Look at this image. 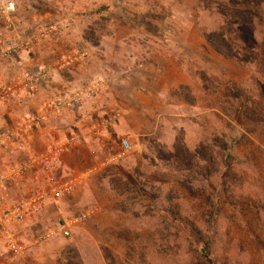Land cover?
Masks as SVG:
<instances>
[{
  "label": "rangeland",
  "instance_id": "rangeland-1",
  "mask_svg": "<svg viewBox=\"0 0 264 264\" xmlns=\"http://www.w3.org/2000/svg\"><path fill=\"white\" fill-rule=\"evenodd\" d=\"M14 1L16 27L34 36L35 46L3 64L2 73L8 81L46 67L50 80L40 91L48 102L63 93L53 84L76 80L73 65L88 67L95 58L137 78L151 69L157 76L175 72L168 63L175 58L178 70L187 66L195 82L173 90L172 100L161 103L156 134L143 140V153L130 133L136 128L132 123L106 117L111 123L122 120L121 134L107 140L110 147L101 157L117 154L119 164L133 163L131 174L145 178L135 181L138 187L123 181L118 168L108 167L99 176L112 177L116 191L80 190L84 161H92L88 146L81 147L82 165L72 162L74 169L68 165L65 172L78 183L73 197L54 199L60 212L46 207L39 220L16 224L10 235L0 232V264H264V0H245L255 14L252 33L263 44V56L228 45L226 51L237 59L220 55L203 35L204 28L219 22L216 0L207 1V13L201 0ZM64 61L69 68L58 70ZM90 76L84 82L93 80ZM28 97L24 114L21 110L9 120L2 112L0 122L31 114L39 102ZM94 101L43 125L42 132L52 124L66 125L55 126L54 136L28 133L26 144L41 152L68 137L72 127L88 128L96 119L76 115L92 109ZM71 116L77 117L75 123ZM139 118L131 117L134 123ZM34 137L40 146L32 143ZM123 139L131 150L121 148ZM37 187V179L26 175L3 197L10 203L25 199ZM71 217L69 238H49L52 231L61 235L59 225Z\"/></svg>",
  "mask_w": 264,
  "mask_h": 264
},
{
  "label": "crops",
  "instance_id": "crops-1",
  "mask_svg": "<svg viewBox=\"0 0 264 264\" xmlns=\"http://www.w3.org/2000/svg\"><path fill=\"white\" fill-rule=\"evenodd\" d=\"M197 49V47H191ZM185 52V51H183ZM83 58H79L77 63H80ZM93 63L88 67H80L76 65H73L72 68L75 69L77 77L76 80L70 81L66 78H63L64 81L61 83H55L52 85V87L55 90H58L63 93H69L72 91H91V96L87 97L81 104H84L86 101L89 100H96L100 98L99 101H94L95 104L91 108H85L82 109L76 116L77 117H83L86 118L88 121L89 118L96 119V122H93L88 126V128H84L83 125H77L76 127H72L70 129V135L77 134L80 137V143L74 147H71L60 159V175L62 181H70V182H77L76 180L71 178H67V174L65 173L66 170H68L67 166L73 168L72 162H74V165H77V163H83L84 160H82V153L80 152V148L83 146H88V153L92 155V161H84V165H86V172L80 173L79 178V185L80 190H87L88 191H95V189H98V191H116L115 188L112 186L111 178L112 177H106V178H100V174L104 173L106 168L108 167H115L118 168V170L121 172V179L123 181L132 182V184L136 187H138L136 180H139L140 177H134L133 174H131L130 170L132 171L133 163L129 165V167H126L124 164L121 165L119 160V155L117 154H111L108 155L106 159H103L101 157L102 151L104 152V148L110 147V144L107 143V140L110 139L113 135L118 136L120 131L118 132V129L120 128V123L122 124V120L126 122L127 125H130L132 123L133 131H131V135L138 137V144H137V151L140 153H143L144 147L142 144H145L143 140L147 138H152L155 136L157 128H158V119L160 116H162L161 111V103L170 102L172 100V94L171 92L179 87L183 86H190L195 82L194 77L190 75L189 70L187 69V66L181 65V70H178L177 61L174 59H169L168 63L169 65H172V70L174 69L175 72L181 73L180 76H176L177 73L175 72H168L167 76H165L164 73L161 76H157L156 72H154L153 69L149 70V72L143 73L142 75H139V78L132 77L128 72L117 69V70H111L107 67V64L101 65L97 62L96 58L93 60ZM170 67V66H169ZM91 72V73H90ZM88 74H92L90 77H94L93 80H90V82H84V79H86V76ZM48 83H45L43 86H45ZM62 84V85H61ZM48 86V85H47ZM62 86V87H61ZM69 86L73 88H69ZM48 89V88H47ZM85 94V93H84ZM47 94L46 92L42 93V91L39 92V94L35 95V99L37 100L38 107H33L32 112H35L37 109L41 108L43 105H46L48 103L47 101ZM104 99V101H102ZM46 100V101H45ZM29 101L25 100L24 103H15L12 108V112L7 115V117H13V114H17L18 112L22 110L23 114L25 112V109L29 106ZM40 105V106H39ZM36 108V109H34ZM21 112V114H22ZM106 115V116H105ZM109 115V116H107ZM26 115L16 117L17 119H22ZM105 116V117H104ZM110 116L113 117H119L120 119L114 120L113 123L109 122ZM156 117V120H154V117ZM8 117V119H9ZM74 116H71L72 121L75 123ZM132 118L140 117L137 122L134 123ZM61 116H56L52 118L51 120L57 119V122ZM99 118H104V120L98 121ZM130 118L131 121L128 120ZM15 119V118H13ZM13 119L10 121L9 124H13ZM10 120V119H9ZM92 122L91 120H89ZM54 122V121H53ZM64 122V121H62ZM130 122V124H129ZM1 123V122H0ZM65 123V122H64ZM117 125H114L116 124ZM67 124V123H66ZM69 124V123H68ZM112 125L111 129L108 125ZM119 124V125H118ZM70 125V124H69ZM55 126L59 128H63L66 125H63L61 127L59 123L52 124L50 129H44L43 132L40 130H36V133H40V135H45L44 132L49 135H55L57 131L54 129ZM118 128V129H117ZM130 128V127H129ZM117 129V130H116ZM83 132V137L80 136V132ZM60 132V131H59ZM62 132V131H61ZM28 133H33L34 131H28ZM26 142H27V138ZM64 138L63 140H65ZM44 141V139L42 138ZM62 141V140H61ZM32 143H35L36 145L40 146V143L37 139V137L32 139ZM30 144V143H29ZM29 147V146H28ZM30 148V147H29ZM119 160V162H118ZM118 162V163H117ZM146 161H144V164ZM72 163V164H71ZM74 169V168H73ZM79 170V169H77ZM120 176V175H119ZM145 182V181H142ZM76 183H74L73 190L66 194L65 196H72L74 195L75 188L77 186ZM26 189H29V187L25 186ZM142 191V190H140ZM73 197V196H72ZM48 204V205H47ZM50 208L57 210L60 212V206L58 203L53 202L52 200L44 205V207L34 216L29 217L32 221L39 220V215L42 213L44 208ZM89 213V211H88ZM90 215V213H89ZM28 218V219H29ZM70 219V218H68ZM63 219L62 223H68L69 225L74 224L73 217H71V220ZM25 222V221H24ZM61 224V223H59ZM60 226V225H59ZM59 229V228H58ZM57 234V235H56ZM50 235L49 238L53 237L56 238L59 235V233H56L52 231L51 233H48ZM62 237V236H61ZM48 241V240H46Z\"/></svg>",
  "mask_w": 264,
  "mask_h": 264
},
{
  "label": "built area",
  "instance_id": "built-area-1",
  "mask_svg": "<svg viewBox=\"0 0 264 264\" xmlns=\"http://www.w3.org/2000/svg\"><path fill=\"white\" fill-rule=\"evenodd\" d=\"M14 10H9V4ZM16 5L14 0H0V113L7 116L15 103L29 100L28 95L39 94L40 89L48 83L49 70L39 67L37 70L24 73L20 77L5 80L2 73L3 64L15 57L30 51L35 46V38L16 27ZM69 63L58 64V70H66ZM85 93V94H84ZM91 96V91H72L59 93L56 98L35 112L22 119H13V124H0V232L10 235L9 229L37 214L46 203L73 190L74 182L62 181L59 177L60 159L71 147L80 143L78 135L66 137L63 141L49 144L43 151H32L26 144L28 131L43 129L52 118L75 109ZM122 149L129 151L131 146L126 139L121 140ZM17 156L20 158L16 160ZM26 175L34 176L38 181L35 193L28 198L8 202L3 195L10 185L19 182ZM40 183V184H39ZM60 234L64 238L71 236V225H60ZM13 240L10 239V242ZM13 248L15 245L13 244Z\"/></svg>",
  "mask_w": 264,
  "mask_h": 264
},
{
  "label": "trees",
  "instance_id": "trees-1",
  "mask_svg": "<svg viewBox=\"0 0 264 264\" xmlns=\"http://www.w3.org/2000/svg\"><path fill=\"white\" fill-rule=\"evenodd\" d=\"M207 1L209 0L200 1V8L204 13L209 12L207 9L208 7H205ZM221 3H223V6L220 5ZM213 4L216 14L220 17L218 22V24H220H217L215 27L208 26V28H204L205 31L203 35L208 44L220 55H224L227 58L237 59L233 57L232 50L226 51L228 45L236 46L237 48L234 49L236 51L248 49L251 50L252 53L258 52L263 56V53L260 52L263 44H261L252 33V16H255V14L252 9L247 7V1L216 0V3ZM257 7L260 6L258 5ZM214 38L219 41L216 42ZM260 102H264V98H261ZM202 251L206 256L207 253L205 249Z\"/></svg>",
  "mask_w": 264,
  "mask_h": 264
},
{
  "label": "clouds",
  "instance_id": "clouds-1",
  "mask_svg": "<svg viewBox=\"0 0 264 264\" xmlns=\"http://www.w3.org/2000/svg\"><path fill=\"white\" fill-rule=\"evenodd\" d=\"M8 9H9V10H14V5L10 3V4L8 5Z\"/></svg>",
  "mask_w": 264,
  "mask_h": 264
}]
</instances>
